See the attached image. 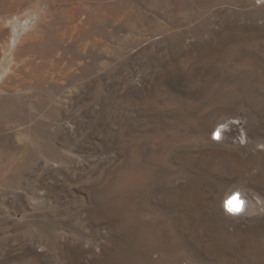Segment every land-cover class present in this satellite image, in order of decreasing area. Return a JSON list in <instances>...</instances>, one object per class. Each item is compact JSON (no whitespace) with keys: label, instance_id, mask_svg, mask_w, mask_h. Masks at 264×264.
<instances>
[{"label":"rangeland","instance_id":"rangeland-1","mask_svg":"<svg viewBox=\"0 0 264 264\" xmlns=\"http://www.w3.org/2000/svg\"><path fill=\"white\" fill-rule=\"evenodd\" d=\"M0 264H264V0H0Z\"/></svg>","mask_w":264,"mask_h":264},{"label":"bare ground","instance_id":"bare-ground-1","mask_svg":"<svg viewBox=\"0 0 264 264\" xmlns=\"http://www.w3.org/2000/svg\"><path fill=\"white\" fill-rule=\"evenodd\" d=\"M25 25V24H24ZM26 26V25H25ZM25 28V27H23ZM21 30V29H20ZM20 35V33L18 32ZM19 37H17L18 40ZM216 134H220L219 131H216ZM226 208L228 211L232 212L233 214L239 215L240 213L245 211L246 201L243 198V195L240 192H234L232 195L229 194L226 197Z\"/></svg>","mask_w":264,"mask_h":264}]
</instances>
